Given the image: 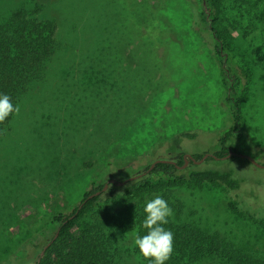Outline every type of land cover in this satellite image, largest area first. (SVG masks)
<instances>
[{
    "label": "rangeland",
    "instance_id": "1",
    "mask_svg": "<svg viewBox=\"0 0 264 264\" xmlns=\"http://www.w3.org/2000/svg\"><path fill=\"white\" fill-rule=\"evenodd\" d=\"M255 1L221 0L219 28L230 64L249 74L242 130L226 146L264 164V25L248 11ZM36 4L38 20L55 22L59 50L47 81L0 136V264H33L55 235L52 217L77 208L94 180L123 181L159 159L215 156L233 125L221 44L201 0H0V20ZM195 168H234L242 189L160 185L146 200L160 195L183 208L181 221L264 257V169L239 157ZM133 240L121 235L118 264H144Z\"/></svg>",
    "mask_w": 264,
    "mask_h": 264
},
{
    "label": "trees",
    "instance_id": "2",
    "mask_svg": "<svg viewBox=\"0 0 264 264\" xmlns=\"http://www.w3.org/2000/svg\"><path fill=\"white\" fill-rule=\"evenodd\" d=\"M201 3L205 10L204 22L221 44L216 48L217 57L223 62L221 77L225 102L231 108L233 119L230 131L221 138L222 150L215 154L221 159L229 153L227 142L242 130L241 95L249 74L246 70L230 64L219 28L221 0H201ZM41 10L42 6L38 4L33 12L21 6L0 20V94L9 95L12 103L19 107L38 85L47 81L50 64L59 50L56 40L57 26L51 20H38L36 16ZM250 10L254 19L264 25V0H256L248 11ZM15 115H10L5 122L0 123V136ZM189 137L194 138L192 135ZM183 156H179L176 164L159 163L152 170L149 165L140 178L124 186L112 184L104 193L102 189L105 184L95 187L97 180H94L91 184L92 191L84 195L77 208L68 215L58 212L52 217L48 228L56 227L55 235L58 232V237L33 264H118L116 258L121 251L118 248L121 235L130 232L135 238L137 234H146L147 230L143 227L146 197L160 189V185H208L231 192L242 189L244 178L234 168L198 169L192 161L184 167ZM202 157L196 155L194 159L199 161ZM260 159H264V155ZM113 162L115 164L116 161H109L107 166ZM97 192L101 194L95 195ZM167 203L173 210L179 209L181 213L177 219L169 217L168 223L164 225L174 235V250L166 264H264V257L237 249L219 234L181 221L183 208H176L169 201ZM237 205V201L230 204L234 212L238 211ZM53 238L42 245V250ZM36 247L38 248L37 245ZM134 253L142 258L144 264H151L135 247Z\"/></svg>",
    "mask_w": 264,
    "mask_h": 264
},
{
    "label": "clouds",
    "instance_id": "3",
    "mask_svg": "<svg viewBox=\"0 0 264 264\" xmlns=\"http://www.w3.org/2000/svg\"><path fill=\"white\" fill-rule=\"evenodd\" d=\"M19 111V105H14L9 95L0 94V123L5 122L12 114L18 115ZM143 211L145 213L143 227L147 232L143 236L137 234L133 246L151 264H166L174 250V235L164 225L173 215V210L162 196L156 195L146 202Z\"/></svg>",
    "mask_w": 264,
    "mask_h": 264
},
{
    "label": "water",
    "instance_id": "4",
    "mask_svg": "<svg viewBox=\"0 0 264 264\" xmlns=\"http://www.w3.org/2000/svg\"><path fill=\"white\" fill-rule=\"evenodd\" d=\"M184 157V161H185V164H184V167H186L188 164H189V161H192L194 164H201L202 162H204L208 157H213L214 159H219L218 157L216 156H212V155H208V156H205L203 159L199 160V161H196L192 156H183ZM231 157H239V158H242V159H245L247 161H249L251 164H253L254 166H256L257 168H260V169H264V164H260L259 162H257L254 158L252 157H249V156H246V155H242V154H238L237 152L233 151V150H229V153L227 156L221 158V159H228V158H231ZM159 163H170V164H176L175 161L173 160H163V159H159V160H156L154 161L151 166H150V170H152L156 164H159ZM145 173L141 174V175H137V176H134V177H131V178H128L126 180H123V181H118V180H115V179H110L108 180L103 189H102V192H106L108 187L112 184H115L117 186H124L126 185L127 183L131 182V181H135L136 179L140 178L142 175H144ZM101 192H97L95 195H100ZM94 196V195H93ZM91 196V197H93ZM58 237V232L56 233L55 237L53 238V240L51 242H49L42 250L41 252V256H43L45 254V250L51 245V243L53 241H55Z\"/></svg>",
    "mask_w": 264,
    "mask_h": 264
}]
</instances>
